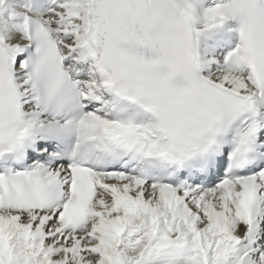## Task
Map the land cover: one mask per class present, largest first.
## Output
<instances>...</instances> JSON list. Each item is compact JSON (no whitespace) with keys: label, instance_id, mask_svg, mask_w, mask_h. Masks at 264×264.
Listing matches in <instances>:
<instances>
[{"label":"snow or ice","instance_id":"6c2138e0","mask_svg":"<svg viewBox=\"0 0 264 264\" xmlns=\"http://www.w3.org/2000/svg\"><path fill=\"white\" fill-rule=\"evenodd\" d=\"M0 264H264V0H0Z\"/></svg>","mask_w":264,"mask_h":264}]
</instances>
